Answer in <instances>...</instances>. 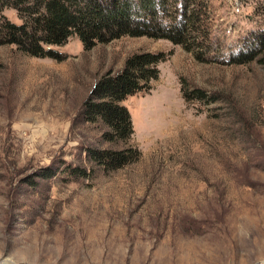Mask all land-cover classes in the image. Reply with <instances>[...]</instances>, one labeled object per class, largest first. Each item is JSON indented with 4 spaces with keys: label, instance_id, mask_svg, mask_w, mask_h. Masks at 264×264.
I'll return each mask as SVG.
<instances>
[{
    "label": "rangeland",
    "instance_id": "obj_1",
    "mask_svg": "<svg viewBox=\"0 0 264 264\" xmlns=\"http://www.w3.org/2000/svg\"><path fill=\"white\" fill-rule=\"evenodd\" d=\"M171 1L196 19L192 44L73 37L60 61L0 46V264H264V0ZM147 53L159 77L123 102L131 140L109 142L84 104ZM129 148L140 159L115 171L86 155Z\"/></svg>",
    "mask_w": 264,
    "mask_h": 264
},
{
    "label": "trees",
    "instance_id": "obj_2",
    "mask_svg": "<svg viewBox=\"0 0 264 264\" xmlns=\"http://www.w3.org/2000/svg\"><path fill=\"white\" fill-rule=\"evenodd\" d=\"M170 2L174 3L171 0H0V15L4 9L15 7L22 17L20 24L2 19L0 46L12 45L28 55L60 61L56 49L73 37L87 50L123 37L163 39L181 46L192 44L190 32L195 26V17L191 19L188 5L180 10V17L177 9L175 15L169 16ZM164 60L159 54L134 55L126 61L121 73L107 74L95 85L84 104V116L89 124H101L108 129L104 134L107 141L131 140L134 128L123 102L150 89V83L159 77L158 66ZM183 93L188 102L206 98L202 90ZM86 155L98 167L115 171L138 161L141 153L136 148L89 149ZM66 171L76 180L90 176V171L82 167L68 166ZM57 172L46 169L42 177L51 179Z\"/></svg>",
    "mask_w": 264,
    "mask_h": 264
}]
</instances>
